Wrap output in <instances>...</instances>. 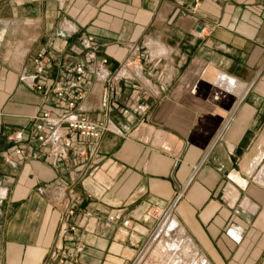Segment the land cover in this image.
Returning <instances> with one entry per match:
<instances>
[{"label": "crops", "instance_id": "1", "mask_svg": "<svg viewBox=\"0 0 264 264\" xmlns=\"http://www.w3.org/2000/svg\"><path fill=\"white\" fill-rule=\"evenodd\" d=\"M190 5L0 0V264H135L172 204L201 262L264 264V0ZM56 88L110 130L53 165L30 155Z\"/></svg>", "mask_w": 264, "mask_h": 264}, {"label": "built area", "instance_id": "2", "mask_svg": "<svg viewBox=\"0 0 264 264\" xmlns=\"http://www.w3.org/2000/svg\"><path fill=\"white\" fill-rule=\"evenodd\" d=\"M201 1L202 0H191L189 10L193 11ZM91 41L92 38L84 39L83 46L89 50L88 55L91 58H94L95 51ZM50 62L51 58L44 51H38L31 57L27 73H29V76L31 77V85L36 91L43 92L45 89L46 66ZM106 63L107 59L101 60V64L105 65ZM72 69L75 72L76 84L81 83L84 77V65L78 62ZM124 76L125 72L120 70L117 73L116 78H122ZM55 95L60 100V106L64 111L57 114L52 110H47L33 117L32 132L37 150L30 155L32 158H38L40 150L43 152L45 151L46 158L50 160L53 165L58 161L65 159L70 150H78L77 144H75V141L77 140L76 137L90 138L98 144L103 134L110 130L108 123L76 111L77 100L81 98V94H76L75 91L66 92L62 88H56ZM66 95H68V98H66ZM12 139L15 142L22 141L23 132L20 131L14 133ZM47 147H50L51 149L47 150ZM16 153L24 154V151L22 148H17ZM173 207L174 204L164 212L156 211L153 213V216L159 218L160 221L163 216L168 217L172 214ZM68 212L69 214H72L74 208L68 206ZM138 258L135 264L137 263ZM60 264L64 263L61 261Z\"/></svg>", "mask_w": 264, "mask_h": 264}, {"label": "rangeland", "instance_id": "3", "mask_svg": "<svg viewBox=\"0 0 264 264\" xmlns=\"http://www.w3.org/2000/svg\"><path fill=\"white\" fill-rule=\"evenodd\" d=\"M172 233L173 229L169 217L163 216L156 226L152 240L142 251L136 264H147L152 258L153 250L159 243H166L169 248V254L165 255L164 264H205L196 255L193 245L187 244L186 236L179 242H172Z\"/></svg>", "mask_w": 264, "mask_h": 264}, {"label": "bare ground", "instance_id": "4", "mask_svg": "<svg viewBox=\"0 0 264 264\" xmlns=\"http://www.w3.org/2000/svg\"><path fill=\"white\" fill-rule=\"evenodd\" d=\"M169 219L171 221L172 229H173V233L171 234V241L172 242H179L180 239H182L185 236V230L180 225V223L177 221V219L175 218L174 215L171 214L169 216ZM190 241H192V240H190ZM187 244H189L190 246L192 245V243L189 242V239L187 240ZM152 254H153L152 258L149 259L147 264H164L165 255L169 254L168 245L166 243L157 244V246L153 250Z\"/></svg>", "mask_w": 264, "mask_h": 264}]
</instances>
